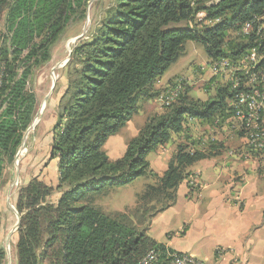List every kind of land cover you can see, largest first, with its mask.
<instances>
[{
	"label": "trees",
	"instance_id": "trees-1",
	"mask_svg": "<svg viewBox=\"0 0 264 264\" xmlns=\"http://www.w3.org/2000/svg\"><path fill=\"white\" fill-rule=\"evenodd\" d=\"M88 1L0 0V187L37 111L27 77L50 61L67 24L83 20ZM102 15L64 68L50 144L58 184L34 177L17 191L16 264H139L150 252L157 255L152 264H167L175 252L146 230L174 205L183 182L190 196L196 192L190 169L237 155L229 148L232 139L249 157L264 155V147L251 144L259 132L247 112L243 119L236 115L246 106L234 107L241 94L264 88V0H112ZM188 42L201 46L209 60L206 100L189 96L190 84L180 77L154 89ZM223 62L236 68L230 79L211 74L212 66ZM177 84L169 104L160 102L124 154L110 160L104 145L137 114L139 102L165 98ZM258 126L264 127L263 118ZM198 128L206 135H197ZM223 128L231 135L228 141L216 138ZM259 134L264 140V132ZM169 146L174 150L167 168L155 174L148 157ZM138 178L148 183L132 208L105 213L96 205L100 195ZM55 191L60 196L51 201ZM0 264H5L1 247Z\"/></svg>",
	"mask_w": 264,
	"mask_h": 264
},
{
	"label": "rangeland",
	"instance_id": "rangeland-1",
	"mask_svg": "<svg viewBox=\"0 0 264 264\" xmlns=\"http://www.w3.org/2000/svg\"><path fill=\"white\" fill-rule=\"evenodd\" d=\"M111 5L112 0H89L85 7L83 20L79 21L76 18L74 21H70L52 46L50 61L41 68L33 69L27 77L26 89L35 94L37 111L32 124L24 133L14 162L4 168L3 183L0 187V247L5 252V264H16L14 244L16 242L17 213L14 201L17 191L34 177L52 187H56L58 184L57 160L50 158V144L52 128L56 121L55 109L66 84L65 65L69 61L75 45L88 38L102 18L104 10ZM1 30L3 32V29ZM208 62L201 46L193 42L186 43L185 54L169 67L160 79L161 81L157 83V89H162V86L164 87L169 80L180 77L190 84L189 96L206 100L208 96L203 90V86L209 80ZM20 68H22L21 63L19 64ZM160 104L158 98L139 102L137 114L118 133L119 135L117 134L120 137L116 149H108L106 155H109L111 160L119 158L123 154L127 142L136 135L139 128L159 108ZM202 130L198 128L196 134L205 136L206 134ZM228 134L230 135L229 131L223 128V130H218L216 138L228 141ZM229 148L234 152L245 151L234 139H232ZM168 155L166 152H161L160 157L167 156L168 158ZM154 167L156 168L155 164ZM190 181L196 186V179L191 178ZM147 183L148 181L143 178H138L126 186L110 189L107 195L98 197L96 205L100 206L105 213L124 212L134 206L135 196L142 191ZM60 193L61 191H55L51 196V201L56 200ZM199 256H204L200 250ZM201 262L213 264L212 261L201 260Z\"/></svg>",
	"mask_w": 264,
	"mask_h": 264
},
{
	"label": "crops",
	"instance_id": "crops-1",
	"mask_svg": "<svg viewBox=\"0 0 264 264\" xmlns=\"http://www.w3.org/2000/svg\"><path fill=\"white\" fill-rule=\"evenodd\" d=\"M118 135L104 145L106 154L108 149H116ZM173 150L169 146L148 157L155 174L166 170ZM161 152L169 154L168 158L160 157ZM190 173L198 189L190 196L187 181L183 182L174 205L150 221L149 237L171 251L200 261L264 264V155L228 154L201 161Z\"/></svg>",
	"mask_w": 264,
	"mask_h": 264
},
{
	"label": "built area",
	"instance_id": "built-area-1",
	"mask_svg": "<svg viewBox=\"0 0 264 264\" xmlns=\"http://www.w3.org/2000/svg\"><path fill=\"white\" fill-rule=\"evenodd\" d=\"M249 29V26L246 25L244 28V32H247ZM254 59V54L250 55V60L252 61ZM211 74L217 75L218 73H221V80L224 79H230L233 77L234 72L236 71V68L228 67L227 63L223 62L219 65L212 66ZM252 83V80H250L248 84ZM180 84H177V86L174 88V90H171L168 92V95L165 98H160V102L164 105H168L170 100L176 95L175 93L177 90H179ZM242 106H246V108L241 111L239 110L237 112V116L241 119L244 118L245 114L244 112H247V116L252 120V129L258 130L259 133L264 132V127L258 126V121L260 119H264V88L262 91L258 89H252L251 92L247 94H241L238 97L237 102L235 103V108H239ZM263 112V115L260 116L259 112ZM259 133H256L253 136V139L251 140V144H253V147L255 148H263L264 147V140L260 136ZM231 154V153H229ZM157 259V255L153 252L148 253L139 264H152ZM167 264H203L201 261L194 259L193 257L187 255V254H181V253H173L168 254V262Z\"/></svg>",
	"mask_w": 264,
	"mask_h": 264
},
{
	"label": "water",
	"instance_id": "water-1",
	"mask_svg": "<svg viewBox=\"0 0 264 264\" xmlns=\"http://www.w3.org/2000/svg\"><path fill=\"white\" fill-rule=\"evenodd\" d=\"M18 224H19V216L17 215V226H18Z\"/></svg>",
	"mask_w": 264,
	"mask_h": 264
}]
</instances>
